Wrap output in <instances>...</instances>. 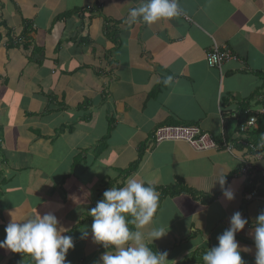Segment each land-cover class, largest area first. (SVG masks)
<instances>
[{"label":"crops","instance_id":"1","mask_svg":"<svg viewBox=\"0 0 264 264\" xmlns=\"http://www.w3.org/2000/svg\"><path fill=\"white\" fill-rule=\"evenodd\" d=\"M140 2L0 0V241L9 212L17 220L52 213L74 238L66 260L95 264L109 249L94 243L88 212L105 190L135 177L156 187L159 201L152 223L133 231H168L145 241L168 253L166 264H204L236 212L248 220L236 233L251 249L242 258L255 264L264 149L260 158L241 143L197 151L182 141L157 144L154 132L197 126L221 144L240 137L241 109L264 113V0H179L177 17L125 23ZM27 25L28 42L20 40ZM215 47L235 56L221 69L207 63ZM244 162L257 169L252 182L240 174ZM224 176L232 200L216 181ZM171 186L192 191L162 196ZM0 264L35 261L0 248Z\"/></svg>","mask_w":264,"mask_h":264},{"label":"clouds","instance_id":"2","mask_svg":"<svg viewBox=\"0 0 264 264\" xmlns=\"http://www.w3.org/2000/svg\"><path fill=\"white\" fill-rule=\"evenodd\" d=\"M180 12L179 0H141L138 7L129 10L125 23L131 25L137 19H142L151 25L161 19L177 17ZM172 80L168 76L163 83L167 86ZM261 141L264 142V136ZM216 181L227 199H234V192L225 188L226 176ZM158 201L155 187L150 182H141L135 177H129L123 187L105 190L103 199L88 212L93 218L90 232L94 243L109 249L101 254L95 264H166L168 253L153 252L145 241L160 239L168 231L162 226L153 227L147 233L129 228V223L134 224L137 229L152 223ZM15 211L9 212L11 220L5 228L6 236L0 241V248L22 253L24 256L30 255L35 264H70L66 256L75 247L74 238L63 234L68 230H58V219L54 214L41 215L35 212L23 220H17ZM129 215L131 220L128 219ZM247 223L248 220L240 212L234 213L230 228L218 237V246L203 254L204 264H246L241 253L251 249L239 244L236 233L243 230ZM252 235L256 249L255 264H264V213L257 217ZM88 236V227L81 230V239ZM205 239L207 240L206 236Z\"/></svg>","mask_w":264,"mask_h":264},{"label":"built area","instance_id":"3","mask_svg":"<svg viewBox=\"0 0 264 264\" xmlns=\"http://www.w3.org/2000/svg\"><path fill=\"white\" fill-rule=\"evenodd\" d=\"M234 57V54L230 50H224L215 47L211 52L208 53L207 63L210 67L221 69L223 62ZM256 126V119L251 117L245 125H241L240 132H245L247 128ZM154 141L157 144L165 141H182L188 143L197 151H207L219 147V144L212 138V136L201 131L197 126H160L154 132ZM240 143L242 145L244 144L245 146H249L252 151L257 152L254 155L255 158L261 157L259 148L263 145L262 143L252 144L244 140L240 141ZM223 144L227 150L231 151L233 149L230 142L226 143V141H223ZM255 170L257 169H254L250 162H244L240 169V174L244 175L248 182H252V180H254L256 177ZM260 178L264 180V171L260 172ZM251 196H257V192L254 190L247 197L250 199Z\"/></svg>","mask_w":264,"mask_h":264},{"label":"trees","instance_id":"4","mask_svg":"<svg viewBox=\"0 0 264 264\" xmlns=\"http://www.w3.org/2000/svg\"><path fill=\"white\" fill-rule=\"evenodd\" d=\"M29 27H31V26L30 25L25 26V29L23 31V34H22L20 40H25V41L28 42V40L31 37V33H32L31 30H29ZM10 41H12V39H10ZM19 43H20V41H19ZM36 51H38V49ZM262 103L264 104V100H262ZM251 117L256 119L257 126L256 127H249V128L246 129L245 132H240L241 125H245L247 123V121ZM236 120H237L236 131H238V134L240 135V137L239 138H235L233 141H230V143H231L233 148L235 147V145L240 144V141H242L244 139L247 140L248 139L247 138V136H248L247 134L249 132H251L249 134V137L251 138V140H247V141L244 140V141H246L248 143H252L253 142L252 144H260V143H262L264 145V142L261 141V137L264 136V113L258 112L257 110H247V109L244 110V109H241L236 114ZM252 129H255V130H252ZM227 140H226V143H229V141H227ZM219 145H223L224 146L223 142L221 144H219ZM263 145L260 147L261 150L264 149ZM0 146H1V139H0ZM246 147L249 148V146H246ZM0 152L1 153L3 152L1 150V147H0ZM140 155H142V153H140ZM137 165H138V162L134 163L131 167H129L126 170V172L130 173V172L134 171L136 169ZM155 189H157V188L155 187ZM160 191H161L160 193H161L162 196H167V195H176V194L180 193L181 191H189L190 192L192 190H190L189 188H186L184 186H181L180 188H177L176 186H171V187H167V188H160ZM204 200H206V199L204 198ZM129 220H131V216L130 215H129ZM129 228L131 230H133L134 229V224L130 223L129 224Z\"/></svg>","mask_w":264,"mask_h":264}]
</instances>
